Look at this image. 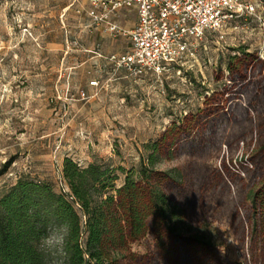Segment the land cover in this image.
I'll use <instances>...</instances> for the list:
<instances>
[{"label":"rangeland","instance_id":"rangeland-1","mask_svg":"<svg viewBox=\"0 0 264 264\" xmlns=\"http://www.w3.org/2000/svg\"><path fill=\"white\" fill-rule=\"evenodd\" d=\"M243 1L261 7L262 22L253 17L232 20L221 33L205 34L195 44L193 58L174 64L159 78L133 79L105 59L127 50V40L85 28L87 18L77 9L87 0H0V169L9 163L0 173V195L19 177L49 181L59 190L65 157L80 166L95 162L135 169L145 155L144 144L172 122L191 121L192 113L207 107L204 101L222 87L229 57L250 53L264 59V0ZM133 19L131 12L117 14L125 28ZM233 25L238 29L232 30ZM261 59L250 60L239 73L246 79L238 91L249 115L229 117L225 123L202 117L190 137L175 145L172 157L158 165L160 170L178 167L182 173L180 186H167L185 215L179 231L212 243L207 250L182 252L178 260L264 264L261 253L253 259L249 253L250 208L244 198L264 169ZM92 80L96 87L89 85ZM232 109L243 114L236 103ZM217 127L224 142L212 134ZM116 173L119 186L123 174ZM60 237L53 230L45 239V264H64ZM152 245L147 237L130 246L150 260Z\"/></svg>","mask_w":264,"mask_h":264},{"label":"trees","instance_id":"trees-1","mask_svg":"<svg viewBox=\"0 0 264 264\" xmlns=\"http://www.w3.org/2000/svg\"><path fill=\"white\" fill-rule=\"evenodd\" d=\"M243 54L229 57L222 87L204 101L206 108L192 113L191 121L184 117L172 122L154 141L143 145L145 155L135 169L95 162L80 166L65 157L59 190L49 181L17 178L0 195V264H45L44 241L53 230L61 232L64 264H152L153 260L155 264H201L178 260L180 253L207 250L212 243L203 236L179 231L177 224L186 223L185 215L171 200L167 186H180L182 173L178 167L160 170L158 165L172 157L175 145L190 137L202 117H217L225 123L229 117L249 115L244 95L238 91L246 79L241 80L239 73L250 60L261 58ZM234 103L242 115L233 113ZM221 131L217 127L212 134L222 139ZM8 165L3 164L0 173ZM116 171L123 174L119 186L115 185ZM216 173L222 181L219 170ZM262 174L244 193L250 208L248 247L252 259L257 253L264 257V169ZM147 237L154 249L150 260L130 246Z\"/></svg>","mask_w":264,"mask_h":264},{"label":"built area","instance_id":"built-area-1","mask_svg":"<svg viewBox=\"0 0 264 264\" xmlns=\"http://www.w3.org/2000/svg\"><path fill=\"white\" fill-rule=\"evenodd\" d=\"M77 11L87 18L88 30L101 29L112 39L128 41L127 50L105 59L133 79L159 78L174 64L193 58L195 44L205 34L221 33L232 20L253 17L263 21L261 7L243 0H87ZM121 11L134 13L130 28L117 21ZM89 85L96 87L98 83L92 80ZM80 96L87 95L81 90Z\"/></svg>","mask_w":264,"mask_h":264},{"label":"crops","instance_id":"crops-1","mask_svg":"<svg viewBox=\"0 0 264 264\" xmlns=\"http://www.w3.org/2000/svg\"><path fill=\"white\" fill-rule=\"evenodd\" d=\"M118 19H119V17H118ZM134 21H135V15H134V19H133V22H132L131 26L134 24ZM127 48H129V43H128V47ZM117 53H119V52H117Z\"/></svg>","mask_w":264,"mask_h":264},{"label":"clouds","instance_id":"clouds-1","mask_svg":"<svg viewBox=\"0 0 264 264\" xmlns=\"http://www.w3.org/2000/svg\"><path fill=\"white\" fill-rule=\"evenodd\" d=\"M262 57H264V53H261Z\"/></svg>","mask_w":264,"mask_h":264}]
</instances>
